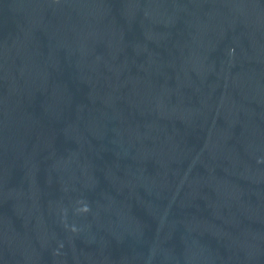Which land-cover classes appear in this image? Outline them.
<instances>
[{"label": "water", "instance_id": "95a60500", "mask_svg": "<svg viewBox=\"0 0 264 264\" xmlns=\"http://www.w3.org/2000/svg\"><path fill=\"white\" fill-rule=\"evenodd\" d=\"M0 264H264V0H0Z\"/></svg>", "mask_w": 264, "mask_h": 264}]
</instances>
